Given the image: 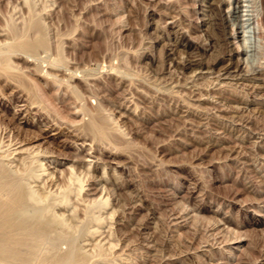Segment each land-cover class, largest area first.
I'll list each match as a JSON object with an SVG mask.
<instances>
[{"label": "rangeland", "instance_id": "374dc122", "mask_svg": "<svg viewBox=\"0 0 264 264\" xmlns=\"http://www.w3.org/2000/svg\"><path fill=\"white\" fill-rule=\"evenodd\" d=\"M215 1L0 0V30L45 41L10 54L15 75L0 70V182L19 180L30 195L18 219L48 226L43 264H264V63L255 75H220L238 61L237 39L233 4L221 7V30ZM242 1L260 63L263 0ZM186 54L222 60L190 70L177 63Z\"/></svg>", "mask_w": 264, "mask_h": 264}, {"label": "bare ground", "instance_id": "6f19581e", "mask_svg": "<svg viewBox=\"0 0 264 264\" xmlns=\"http://www.w3.org/2000/svg\"><path fill=\"white\" fill-rule=\"evenodd\" d=\"M230 1V0H229ZM229 1H226V0H216L212 5H213V7H214V10L216 11V19L218 20V22H217V24H218V27L222 30V29H224V27H225V25H224V23H226V18L222 15V13H220V11H221V7H222V5L223 4H233L232 6L233 7H231L232 8V15L234 16V17H232V19H231V17H230V20H231V23H229L230 25L232 24V27H235L234 29L232 28V30H233V33L231 32L230 34H231V37L233 36V38H235V39H237V43H235L236 44V46H235V48H231V49H229V51H230V55H237L238 56V61H237V63L236 64H234L233 66H232V64H227V65H222L221 66V68H220V71H222V73L220 74V75H224L225 77H240L241 78V76H243V75H245V74H248V73H250V74H253V75H255V73L258 71V70H260V67L262 66V64L261 63H264V60H263V62H260L259 63V61H258V56H257V54H258V51H257V49H256V46H255V41H253V39H252V36H254V28L252 27V28H250V26H252V25H250V23H248V25H246V22H243L242 21V18L240 17V9L242 8L241 6H243V4L241 3V5H240V1L241 0H232L231 2H229ZM246 1V0H245ZM245 1H242V2H245ZM247 2V1H246ZM252 2V1H251ZM263 2V11H264V0L262 1ZM249 3H250V1H249ZM261 3V2H260ZM245 6V5H244ZM247 6H250L251 8H252V4L250 5H247ZM241 7V8H240ZM244 9V8H243ZM243 9H242V12H243ZM252 11V9H247V11ZM261 10V9H260ZM262 12V11H261ZM230 13V12H229ZM259 13H260V11H259ZM264 13V12H263ZM262 13V14H263ZM231 14V13H230ZM261 14V13H260ZM246 16H247V18H245L244 20H246V21H250V20H252L253 19V16H252V13H249V12H247L246 14H245ZM228 17V16H227ZM228 19H229V17L227 18V23H228ZM260 21H261V23H263L264 24V14H263V16L260 18ZM35 22V21H34ZM36 23V22H35ZM255 23V22H254ZM8 24V23H7ZM10 24V23H9ZM256 25V24H255ZM7 26V25H6ZM22 26V25H21ZM24 26V25H23ZM8 27V26H7ZM11 27V26H10ZM17 28V27H16ZM16 28H14V29H16ZM257 28V27H256ZM12 29H13V26H12ZM11 29V30H12ZM14 29L12 30V32L14 31ZM28 29V28H27ZM261 29V28H260ZM6 30H8V29H6ZM5 29H1L0 31V35H3V39H0V53L2 52V53H4V54H2L4 57H3V59H1L0 60V70H2V71H5V72H9V71H12L13 72V70H12V68H14V66H13V62L11 63L10 61V54H12V53H14V52H16L17 53V51H23V53H32L37 47H39V46H41L42 44H43V46H44V42L45 41H43L42 40V36L41 37H39V36H37L34 40H28V39H26V38H24L23 36L26 34V33H18V32H15V33H8L7 31H6ZM22 30V29H21ZM16 31V30H15ZM20 32V31H19ZM22 32V31H21ZM28 32V31H27ZM256 32V31H255ZM17 33L19 34V35H17ZM259 34H260V31L258 32ZM257 33V34H258ZM20 34H24L23 36H21ZM234 34H235V36H234ZM158 35V34H157ZM33 36V35H32ZM35 36V35H34ZM256 36V35H255ZM28 38V37H27ZM163 38V37H162ZM191 39V38H190ZM207 39V38H206ZM227 40V39H226ZM190 42V41H189ZM201 42V41H200ZM180 43V46H184L185 48L187 47V46H190V44L188 43V42H186V40L184 41V40H182L181 42H179ZM230 43V42H229ZM169 44H170V42H169ZM171 44H173V43H171ZM195 44H197V43H195ZM200 44V43H199ZM177 46H176V49L177 48H179V44H176ZM203 45V44H202ZM208 45V44H207ZM200 46V45H199ZM45 47V46H44ZM231 47V46H230ZM40 48V47H39ZM169 48V47H168ZM146 49V48H145ZM202 49H207L206 47L205 48H203L202 47ZM184 50V49H183ZM182 50V51H183ZM186 50H188V49H186ZM204 50V51H205ZM215 51V50H214ZM181 52V51H180ZM186 51L184 50V53H185ZM191 52V51H190ZM21 54H22V52H20ZM167 53V52H166ZM189 53V52H188ZM34 54H35V52H34ZM180 54V53H179ZM192 54V53H191ZM18 54H16V56H17ZM20 55V54H19ZM29 55V54H28ZM197 55H200V54H197ZM1 56V55H0ZM181 56V55H180ZM195 57H197L196 55H194ZM239 56H241V57H239ZM264 56V55H263ZM175 57V56H174ZM216 57V56H215ZM12 58H13V56H12ZM179 58V57H178ZM227 59V58H226ZM242 59H243V61H242ZM261 59V58H260ZM264 59V58H263ZM178 60V59H177ZM214 60V59H213ZM220 60H222V59H217V61H215V63H214V65H207L208 63L206 62V63H204L201 59H198V58H194V57H192L191 55H189V54H186L185 55V57H183V56H181L180 58H179V60L177 61V63L179 64V65H181V67H184V68H191L190 70H192L193 68L194 69H197V68H199V69H203L204 67L205 68H207L208 70L209 69H213V68H216L217 66H216V64H218L217 62H220ZM232 60V59H231ZM170 61V60H169ZM229 61V60H228ZM15 62V61H14ZM174 62V61H173ZM241 62H245L246 63V67L245 68H243V69H240V63ZM259 63V64H258ZM172 64V63H171ZM41 65V64H40ZM264 65V64H263ZM37 66V65H36ZM39 67V66H38ZM193 67V68H192ZM244 67V66H243ZM41 68H42V66H41ZM46 68H48V67H46ZM46 68H45V70H46ZM36 69V68H35ZM181 69V68H180ZM39 70V69H38ZM37 70V71H38ZM41 70V69H40ZM39 70V71H40ZM48 70V69H47ZM51 70V69H50ZM50 70L49 71H47V72H44L43 73V77L45 78V80H46V82H54V81H56L54 78V76H56L55 74H52V73H50ZM119 70V69H118ZM262 70H264V69H262ZM1 71V72H2ZM54 71V70H53ZM116 71V70H115ZM219 71V72H220ZM0 72V73H1ZM4 72V73H5ZM20 72V71H19ZM52 72V71H51ZM56 73H57V71H55ZM54 72V73H55ZM59 72V71H58ZM181 72V71H180ZM264 72V71H263ZM263 72H262V74H263ZM4 73H3V75H4ZM15 73L16 72H13V74L15 75ZM71 73H74L73 71L71 72ZM70 73V74H71ZM110 73H113V72H110ZM114 73H116V72H114ZM118 73V72H117ZM122 73H123V71H122ZM7 74H10V73H7ZM13 74H10L9 75V77L11 76V75H13ZM17 74L19 75V73L17 72ZM118 74H120V73H118ZM212 74V73H211ZM257 74V73H256ZM2 75V76H3ZM14 75H13V77H14ZM69 75V74H68ZM73 75V74H72ZM219 75V76H220ZM252 75V76H253ZM17 76V75H16ZM20 76V75H19ZM24 76V75H23ZM41 76H42V74H41ZM60 76V75H59ZM205 76H207V75H205ZM209 76V75H208ZM218 76V77H219ZM8 77V76H7ZM67 77V76H66ZM21 78H23V79H21ZM21 81L23 80V81H25V80H27V79H25L24 80V77H22V74H21ZM43 78V79H44ZM70 78V77H69ZM116 78V77H115ZM123 78H124V76H123ZM122 78V79H123ZM192 78V77H191ZM29 79V78H28ZM56 79H58V78H56ZM60 79V78H59ZM68 79V78H67ZM72 79V78H71ZM70 79V80H71ZM81 79V78H80ZM121 79V78H120ZM225 79V78H224ZM263 79V78H262ZM83 80V79H82ZM82 80H80V82L82 81ZM186 80H189V79H186ZM16 81H18L17 79H16ZM31 81H33V80H31ZM59 81V80H58ZM67 81V80H66ZM190 81H192V80H190ZM212 81V80H211ZM125 82V81H124ZM130 82V81H129ZM129 82H128V84H129ZM175 82V81H174ZM177 82V81H176ZM210 82V81H209ZM18 83H19V81H18ZM21 83V82H20ZM31 83V82H30ZM186 83V82H185ZM194 83H195V81H194ZM223 83V82H222ZM26 84H27V82H26ZM29 84V83H28ZM32 84V83H31ZM30 84V87H32V89H35V88H33L34 86H33V84L31 85ZM36 84V83H35ZM60 84V83H59ZM72 84V83H71ZM176 84V83H175ZM178 84V83H177ZM196 84V83H195ZM194 84V85H195ZM236 84V83H235ZM24 85V84H23ZM73 85V84H72ZM131 85V84H130ZM142 85V84H141ZM197 85V84H196ZM211 85V84H210ZM254 85V84H253ZM256 85V84H255ZM254 85V86H255ZM260 85V84H259ZM259 85H257V86H259ZM22 86V85H21ZM27 86H29V85H27ZM26 86V87H27ZM67 87H68V85H66ZM70 86V85H69ZM136 86V85H135ZM25 87V88H26ZM30 87L28 88V89H30ZM131 88H132V85L130 86ZM177 87V86H176ZM208 87V86H207ZM226 87V86H225ZM72 88V87H71ZM71 88L69 89V90H71ZM135 88H138V87H135ZM200 88V87H199ZM202 88V87H201ZM221 88V87H220ZM27 89V88H26ZM252 89V88H251ZM31 90V89H30ZM73 90V89H72ZM134 90V89H133ZM132 90V91H133ZM186 90V88L184 89V92H186L185 91ZM192 90V89H191ZM210 90V89H209ZM259 90V89H258ZM29 91V90H28ZM32 91V90H31ZM31 91H30V97L29 98H32V97H34V96H31V95H35V93L33 94V92L31 93ZM34 91V90H33ZM36 91V90H35ZM74 91V90H73ZM181 91V90H180ZM183 91V90H182ZM181 91V92H182ZM252 91V90H251ZM262 91V90H261ZM190 92H192V91H190ZM194 92H196V91H194ZM202 92H203V90H202ZM228 92H229V90H228ZM248 92V91H247ZM132 93V92H131ZM164 93V92H163ZM212 93V92H211ZM223 93V92H222ZM226 93V92H225ZM224 93V94H225ZM38 94V93H37ZM36 94V95H37ZM133 94V93H132ZM137 94V93H136ZM214 94V93H213ZM254 94V93H253ZM130 95V94H129ZM189 95H191V93L189 94ZM204 95H207V92L206 93H199V96L200 97H202V96H204ZM212 95V94H211ZM218 95V94H217ZM219 95H220V93H219ZM184 96V95H183ZM182 96V97H183ZM187 96H188V94H187ZM194 96V95H193ZM197 96V95H196ZM225 96H226V94H225ZM27 97V98H28ZM76 97H79V96H76ZM127 97V96H126ZM136 97V96H135ZM134 97V98H135ZM140 97V96H139ZM173 97V96H172ZM181 97V98H182ZM207 97H209V96H207ZM219 97V96H218ZM228 97V96H227ZM26 98V97H25ZM28 98V99H29ZM36 98V97H35ZM34 98V99H35ZM81 98V97H80ZM137 98H138V96H137ZM188 98V97H187ZM198 98V97H197ZM34 99L32 100V102L34 101ZM140 99V98H139ZM171 99V98H170ZM186 99V98H185ZM192 99V98H191ZM202 99V98H201ZM205 99V98H204ZM211 99V98H210ZM239 99V98H238ZM242 99V98H241ZM240 99V100H241ZM30 100V99H29ZM30 100V101H31ZM134 101H135V99H133ZM143 100V99H142ZM172 100V99H171ZM206 100H208V99H206ZM224 100V99H223ZM131 101V100H130ZM146 101V100H145ZM187 101V100H186ZM209 101V100H208ZM232 101V100H231ZM39 102V101H38ZM189 102V101H188ZM191 102V101H190ZM124 103V102H123ZM129 103V102H128ZM226 103V102H225ZM31 104V103H30ZM137 104V103H136ZM189 104V103H188ZM193 104V103H192ZM195 104V103H194ZM240 104V103H239ZM35 105V104H34ZM176 105V104H175ZM196 105V104H195ZM198 105H201V104H198ZM229 105V104H228ZM85 106V105H84ZM193 106V105H192ZM134 107H136V106H134ZM140 107V106H139ZM199 107V106H198ZM75 108V107H74ZM100 108H102L101 106H100ZM137 108V107H136ZM141 108V107H140ZM36 109V108H35ZM130 109V108H129ZM189 109V108H188ZM237 109H238V107H237ZM20 111V110H19ZM104 111V110H103ZM126 111V110H125ZM133 111V110H132ZM231 111V110H230ZM238 111V110H237ZM88 112H89V110H88ZM102 113H104V112H102ZM131 113V112H130ZM232 115L234 114V113H232V112H230ZM123 114V113H122ZM188 114V113H187ZM221 114V113H220ZM103 115V114H102ZM89 116H91L90 114H89ZM105 116V115H104ZM242 116V115H241ZM107 118L108 119H110L111 120V118H109L108 117V115H107ZM204 118V117H203ZM237 118H239L238 116H237ZM244 118V117H243ZM94 119V118H93ZM101 119H104V117H102ZM146 119V118H145ZM240 119V118H239ZM91 120V119H90ZM95 120V119H94ZM113 120V119H112ZM202 120H204V119H202ZM202 120H200V121H202ZM232 120V119H231ZM236 120V119H235ZM54 121V120H53ZM52 121V122H53ZM91 121H93V120H91ZM96 121V120H95ZM109 121V120H108ZM57 122V121H56ZM113 122H114V120H113ZM116 122V121H115ZM214 122V121H213ZM237 122V121H236ZM94 123H100V122H94ZM201 123V122H200ZM222 123V122H221ZM244 123V122H243ZM90 124V123H89ZM106 124V123H105ZM213 124V123H212ZM217 124V123H216ZM246 124V123H245ZM44 125V124H43ZM60 125H62V124H60ZM100 125V124H99ZM211 125V124H210ZM221 125V124H220ZM22 127V126H21ZM46 127V126H45ZM116 127H117V125H116ZM222 127V126H221ZM24 128V127H23ZM22 128V129H23ZM21 129V128H20ZM27 129V128H26ZM105 129H107V128H105ZM109 129V128H108ZM220 129V128H219ZM92 130V129H91ZM23 131V130H22ZM56 131V130H55ZM99 131L100 132H103V130H102V128H101V126H99ZM119 131V130H118ZM226 131V130H225ZM246 131V130H245ZM105 132V131H104ZM205 132V131H204ZM11 133V132H10ZM96 133V132H95ZM201 133V132H200ZM257 133V132H256ZM106 134V133H105ZM205 134V133H204ZM211 134V133H210ZM229 134V133H228ZM7 135V134H6ZM19 135V134H18ZM84 135V134H83ZM122 135V134H121ZM123 135H125V134H123ZM225 135V134H224ZM12 136V135H11ZM16 136V135H15ZM14 136V137H15ZM33 136V135H32ZM38 136H40V134L38 135ZM44 136V135H43ZM86 136V135H85ZM248 136V135H247ZM114 138H116V136L114 137ZM118 139H120V138H118ZM124 139V138H123ZM259 139V138H258ZM64 140V139H63ZM67 140V139H66ZM82 140V139H81ZM117 140V139H116ZM10 141V140H9ZM16 141H18V140H16ZM15 141V142H16ZM29 141V140H28ZM83 141H84V139H83ZM123 141V140H122ZM114 142V141H113ZM127 142V141H126ZM21 143H23V142H21ZM52 143V142H51ZM83 143V142H82ZM129 143V142H128ZM31 144V143H30ZM34 144V143H33ZM39 144H41V143H39ZM117 144V143H116ZM208 144V143H207ZM261 144V143H260ZM16 145H18V144H16ZM24 145V144H23ZM36 145V144H35ZM89 145V144H88ZM31 146V145H30ZM40 146V145H39ZM59 146V145H58ZM4 147V146H3ZM11 147V146H10ZM26 147V146H25ZM2 148V147H1ZM20 148V147H19ZM28 147H26V149H27ZM57 148V147H56ZM80 148V147H79ZM25 149V150H26ZM37 149V148H36ZM36 149H34V150H36ZM39 149V148H38ZM11 150H13V149H11ZM44 150V149H43ZM6 151V150H5ZM53 151V150H52ZM7 152V151H6ZM5 152V153H6ZM9 152V151H8ZM13 152V151H12ZM33 152V151H32ZM50 153V152H49ZM11 154V153H10ZM8 156V155H7ZM30 156V155H29ZM0 157H1V155H0ZM2 158V157H1ZM25 158V157H24ZM26 159V158H25ZM1 160V159H0ZM4 160V159H3ZM42 160V159H41ZM19 161V160H18ZM24 161V160H23ZM22 161V162H23ZM40 161V160H39ZM0 162H2V161H0ZM10 162V161H9ZM34 162V161H33ZM50 162V161H49ZM11 163V162H10ZM13 163H14V161H13ZM18 163V162H17ZM8 164V163H7ZM16 164V163H15ZM89 164V163H88ZM10 165V164H9ZM14 165V164H13ZM44 165V164H43ZM48 165V164H47ZM90 165V164H89ZM10 166H12V165H10ZM86 166V165H85ZM27 167V166H26ZM104 167V166H103ZM2 168V167H1ZM86 168H88L87 166H86ZM8 169V168H7ZM6 169V170H7ZM11 170V169H10ZM50 170V169H49ZM5 171V170H4ZM23 171V170H22ZM22 171H21V173H22ZM40 171H41V169H40ZM6 172V171H5ZM4 173V172H3ZM11 173V172H10ZM41 173V172H40ZM49 174V173H48ZM1 176V175H0ZM12 176V175H11ZM41 176H43V175H41ZM70 176H72L71 174H70ZM46 177V176H45ZM49 177H50V174H49ZM68 177H69V175H68ZM59 178V177H58ZM57 178V179H58ZM70 178V177H69ZM72 179V178H71ZM76 179V178H75ZM0 180H1V178H0ZM24 180V179H23ZM27 180V179H26ZM74 180V179H73ZM72 180V181H73ZM3 181V180H2ZM17 181V180H16ZM4 183H1L0 182V257L1 258H4V260L6 259H11V260H13L16 264H33L32 263V261L33 262H36L35 260H34V258H36V257H38V254H37V252L40 254L41 252L40 251H38V248L40 247V248H43L44 247V243H43V238H44V235H46L45 234V232H47L48 230H46V229H48V228H46V227H48V226H46L45 227V225H43V224H45V223H34L33 222V224H27V222H25V220H24V222H22L20 219H18L17 217L19 216H17V214L16 213H19V211H21L20 209L22 208V206H23V204L25 203V198H27L28 196H30L26 191V193H25V196H24V194L21 192V189L22 188H20L21 186H19V188H20V190L18 189V186L17 185H19L20 184V181L18 180V182H17V185H15V184H13L12 182H6L5 180L3 181ZM27 182H28V180H27ZM76 182H80L79 180H77L76 179ZM75 181H73V183H76ZM19 183V184H18ZM34 183V182H33ZM49 183H50V181H49ZM81 183V182H80ZM80 183H78V185L80 184ZM45 184V183H44ZM51 184V183H50ZM32 185V184H31ZM66 185V184H65ZM73 185H77V184H73ZM46 186V185H45ZM70 187H71V184L69 185ZM48 187H49V185H48ZM62 187H63V185H62ZM79 187V186H78ZM77 187V188H78ZM83 187V186H82ZM32 188V187H31ZM43 188H45L44 186H43ZM27 189V188H26ZM66 188H64V190H65ZM72 189H75V188H71V189H69V191L66 189V191H63L62 193H64V192H69L68 194H70L71 192H72ZM25 190V189H24ZM46 191L48 190V189H45ZM76 190V189H75ZM34 191V190H33ZM37 191V190H36ZM40 191V190H39ZM44 191V190H43ZM50 191V190H49ZM48 191V192H49ZM76 191H80V190H76ZM47 192V193H48ZM51 192V191H50ZM54 192V191H53ZM31 193V192H30ZM37 193V192H36ZM47 193H45L46 195H47ZM32 194V193H31ZM40 194H42V193H40ZM39 194V195H40ZM52 194H55V193H52ZM66 194V193H65ZM64 194V195H65ZM27 195V196H26ZM33 195V194H32ZM34 195H36V194H34ZM67 195V194H66ZM43 195H41V197H42ZM45 196V195H44ZM48 196V195H47ZM55 196V195H54ZM39 197V196H38ZM50 197H51V194H50ZM64 197H67V196H64ZM32 198V197H31ZM40 198V197H39ZM69 198V197H68ZM40 199H42L43 200V197L42 198H40ZM39 199V201H42V200H40ZM45 199V202H46V198H44ZM57 200H58V198H56ZM66 198H64V200H65ZM30 200H32V199H30ZM53 200V199H52ZM33 201H35V200H33ZM44 201V200H43ZM55 201V200H54ZM54 201L52 202L53 204H54ZM59 201V200H58ZM38 202V201H37ZM64 203V202H62L61 201V199H60V201H59V203ZM101 202V201H100ZM31 203H32V201H31ZM57 204V203H56ZM106 204V203H105ZM104 204V205H105ZM39 205V204H38ZM48 205V204H47ZM60 205V204H59ZM35 206H36V204H35ZM50 207V206H49ZM63 207H64V204H63ZM86 207V206H85ZM46 207L44 206V208L43 209H45ZM47 208H48V206H47ZM19 209V210H18ZM24 209V208H23ZM48 209H50V208H48ZM25 210V209H24ZM34 210V209H33ZM84 210H86V209H84ZM15 211H16V213H15ZM52 211V210H51ZM29 212H30V210H29ZM43 212V211H42ZM42 212H41V214H42ZM89 212L91 213V210H89ZM88 212V213H89ZM14 213L16 214V216L14 215ZM21 213V212H20ZM19 213V214H20ZM34 213V212H33ZM33 213H29V215L31 214H33ZM36 214V213H35ZM21 215V214H20ZM45 215V214H44ZM85 215V214H84ZM83 215V216H84ZM22 216V215H21ZM36 216V215H35ZM39 216V215H38ZM37 216V217H38ZM43 216V215H42ZM47 216V215H46ZM46 216H44V217H46ZM91 216V215H90ZM29 217V216H28ZM47 217H49V216H47ZM89 217V216H88ZM32 219V217H29L28 219ZM93 218V217H92ZM22 219V218H21ZM49 219H51L52 220V218H49ZM49 219H47V221L49 220ZM84 219V217L83 218H81V220H83ZM23 220V219H22ZM33 220V219H32ZM39 220H41V219H39ZM46 220V219H45ZM50 220V221H51ZM86 220H88V219H86ZM99 220V219H98ZM47 221H46V223H47ZM49 221V222H50ZM54 221H57V220H54ZM80 221V220H79ZM52 222V221H51ZM82 222V221H81ZM30 223H32L31 222V220H30ZM57 223V222H56ZM50 224V223H49ZM225 224V223H224ZM51 225V224H50ZM49 225V226H50ZM67 225V224H66ZM58 226H59V222H58ZM54 228V227H53ZM52 228V229H53ZM92 228V227H91ZM100 228V227H99ZM59 229H63L62 227H60ZM46 230V231H45ZM89 230V229H88ZM57 231H58V229H57ZM85 231H87V230H85ZM93 231V230H92ZM52 232V231H51ZM63 233L64 231H60V233ZM97 232V231H96ZM50 233V232H49ZM52 233H54V230H53V232ZM65 233V232H64ZM50 235V234H49ZM66 235V234H65ZM47 236V235H46ZM54 236V235H53ZM106 236V235H105ZM48 238H49V236H47ZM61 237V236H60ZM66 237V236H65ZM49 239H51V238H49ZM45 240H46V238H45ZM45 242V241H44ZM43 244V247H41L42 246V244ZM24 247H27L28 249H29V252H30V254H28V252L26 251V249H24L23 250V248ZM72 249V248H71ZM26 253V254H28V256L27 255H24V253L22 254V252L23 251ZM45 251H48V250H46L45 249ZM43 252V251H42ZM74 252V251H73ZM54 253V252H53ZM68 253V252H67ZM49 254V253H48ZM52 254V253H51ZM60 254V253H59ZM59 254H57V255H59ZM71 254H73V253H71ZM100 254V253H99ZM42 255V253L39 255V257ZM55 255V254H54ZM67 255V254H66ZM80 255V254H79ZM81 255H82V253H81ZM98 255V254H97ZM44 255H42L41 257H43ZM39 257H38V259H36L37 261H39L40 259L44 262V259L43 258H45V256L43 257V258H40L39 259ZM53 257V256H52ZM61 257V256H60ZM58 258L59 259V261H60V259L61 258ZM81 257V256H80ZM86 257V256H85ZM67 258V257H66ZM74 258V257H73ZM83 258V257H82ZM82 258H80V260H82ZM46 259V258H45ZM48 259V258H47ZM57 259V260H58ZM65 259V258H64ZM63 259V260H64ZM68 259V261H70L71 260V258H70V260H69V258H67ZM2 260V259H1ZM3 260V261H4ZM5 260V261H6ZM40 260V261H41ZM57 260H55V261H57ZM10 260H8V261H6V262H8L9 264H10V262H9ZM37 262L36 264H39V263H42L43 264V262ZM47 260H45V262H46ZM50 261H52V264H58L57 262L56 263H54V259L53 260H50V258H49V263H50ZM64 261H67L66 259L64 260ZM78 262V261H77ZM83 261H81V263H82ZM47 263H48V261H47ZM35 264V263H34ZM51 264V263H50Z\"/></svg>", "mask_w": 264, "mask_h": 264}]
</instances>
